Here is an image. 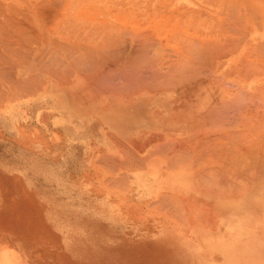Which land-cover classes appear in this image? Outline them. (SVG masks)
<instances>
[{"label":"rangeland","instance_id":"1","mask_svg":"<svg viewBox=\"0 0 264 264\" xmlns=\"http://www.w3.org/2000/svg\"><path fill=\"white\" fill-rule=\"evenodd\" d=\"M186 4L187 2L184 5ZM37 35L38 34H35V37L39 36ZM31 36H25V41L28 39V43H26L30 48H34V51L27 50L28 52L26 53L24 51L26 49L22 50L24 51L22 53H26V57L22 58L21 56V60L25 59L26 62H22L21 65V61H19V64L17 62L18 60L14 61V59L13 63L10 61L9 64L11 65L8 64L9 67L5 66L7 68L4 73L6 75L7 72H13V69L17 66L16 71L18 72L15 74L16 71L14 70L15 76L11 73V77H15V81L18 82L16 77L19 79L20 75L27 80L28 84H31L29 86H34L35 88V86H37L36 84H38L39 86L35 88V90H37L31 91L32 89H28L30 92H28L27 89L26 91L23 90L25 89L23 87L25 86L24 81L26 80L23 81L24 85L21 86L22 80L20 79L21 81L18 83L22 88H20V90H15L11 85L15 84L17 86L18 83H12L11 81L12 84L10 82L7 83L8 80H11L8 78L9 75H7L8 80L0 79L3 80L0 81L2 82L0 83V90L4 89L3 92L7 90L5 93L6 98L3 97L4 95L2 96V94H4L2 93L1 96L3 99L0 101V264H264V188H259L260 190H258L256 186V193L254 192L249 196L246 195L242 197L244 199L240 202L229 206L230 201H228L227 196H224L225 193L223 195L222 193L232 188L230 184L234 183L233 185H236L237 182L231 180V178H233L231 175L227 177L228 174H225L226 176H224V173L222 176L228 178L226 179L227 181L224 178V180H222L223 182H214L215 178L213 177L217 175L219 176L218 180H221L222 178L220 177L222 176L213 173V170V172L207 171V173L209 172L216 175H212L211 178L208 176L209 180L207 179L208 181L206 180L205 183V181H203L204 179L202 180L201 178H205L208 174L202 173L201 170V173L198 172L201 178L197 180L195 184L198 189L197 192H195L194 185L191 183L190 191L178 189V185H180L181 182L180 178H183L181 173L184 171L187 172V169L185 163H183L184 160H181L182 162L178 161L181 163V166L178 167L180 164L174 161L176 160L175 158L173 159V157H170L173 160L168 158L169 156H173V154L171 153L172 148L169 145V147H166V140L172 137L173 139H175L174 137L186 139L188 135L191 136L194 133H199L201 136L203 130H210L208 127H210L211 117H209L210 119L208 120V117L206 119L205 115H203L202 118L199 114L201 121L198 122L206 123L202 124L203 126L201 128H204L203 130L201 128L199 129L201 133L196 128V130L190 128V130H194L192 134L182 133L181 136L177 135L175 132H170V130L174 129L171 128V115L168 114L169 118L166 119V121H168L167 123L170 122L168 128V126H164V119L161 118V116L164 118L166 116L161 113L165 108L158 100L164 97V91H162L161 96L154 97V93L157 91L155 86V89L153 88L154 90H151V88L148 90L143 88L139 94H136L126 85L132 92L129 95V89L126 88L123 83L125 81L127 83L126 76L125 78L124 76L122 77L123 74L121 72L124 71L123 65L126 64V69H128L129 67L127 68V64L131 65V61L122 63L120 60L116 61L115 58L117 67L122 68L119 69V71L117 67H113L122 75L118 73L115 75L116 73L112 72L113 67H109L114 57L112 59L110 58L111 61L108 59L110 62L107 60L109 63L108 66H105L108 63L104 62L105 64H103V66L105 68L103 66L97 68V70L104 71L105 69L106 71L109 67L107 74L110 75L111 72L112 74L115 73V76H112L114 78L116 77V80L121 76L124 81L120 78L118 83L120 87L123 85L124 88L121 89H124V91L127 89L126 91H128V94L126 91L125 93H121L118 84L116 85L118 87H113L112 85L115 86L116 83L114 82L115 80L112 79L114 81H110L111 87L109 83L108 86L110 89L113 87L115 91L118 88L119 92H115L113 88L110 90L106 87L107 89L104 88L105 91L107 90L106 92L103 91L100 93L101 95L93 94L94 96H91V91L94 90L92 89L93 85L96 84L98 86V88L97 86H95L96 88L94 87L95 90L99 91L100 87L103 89V86L100 84L108 78L106 76L107 74H104L105 71L104 73L102 71L97 73L98 71L94 69L96 71V73H94L92 69L98 64L96 63L97 65L93 66V63L90 64L88 63L89 61L85 62L86 58L83 63V56H79L83 55V52L82 54H80L81 52H76V54L75 52L73 53L71 48L68 47L69 49L67 51L64 49L66 47L63 48V46L58 45L60 44L59 41L63 40L62 37L50 34L47 36L48 38L45 37L46 44L45 39H43L45 45L43 46L42 36L44 37V35H40L41 37L39 36L40 38H38V41L41 39L39 42L41 44L39 45L43 47H39L36 43L37 38L34 43L31 38L32 44L30 42L31 45H29ZM53 36H56L55 38L59 40L56 41L55 39V41L58 42L56 45L59 47L55 46V41H51V39L53 40L54 38ZM51 44L55 46V49L53 47V49L50 50L49 47H51ZM27 45H23L22 47L26 48L28 47ZM35 46H37V48H35ZM45 47L46 49H44ZM60 47L61 51L58 49ZM52 52H55L53 57ZM69 53H73L72 58L74 55L75 57L79 56L80 59H78L79 57H74V61H71L70 59L72 58L67 57ZM121 54L125 53H120V55ZM43 55H45V58ZM120 55L119 57H121ZM14 56L16 58L18 55H12V58ZM69 56L71 57V55ZM32 57L34 59L37 57V63L41 61V64L39 63L35 66L36 68H29V65L34 66L36 63L35 61L34 63L33 61L31 62L30 58ZM174 57L175 56L172 54V58ZM12 58L9 60H12ZM130 58L131 60L133 59L132 56ZM28 60L30 61L28 62ZM42 60L43 62L45 60H51L48 62L52 64L54 62L55 66H53L55 68L57 66L59 67L60 64H55L56 61L58 63L62 60H66L67 62L69 60L68 64H72V62L73 64H78L80 62V65H83H81L83 69L80 68V65H73L74 69L76 68L75 66H79L81 70L76 68L79 71L76 70L74 72L75 76L72 72L74 76H72V78L70 68L65 65L66 63L64 64V62H62L63 64L61 63V65H64L62 69L64 70L65 66H67L70 71L69 73L67 69V72H64L60 68V71L64 72L66 78L68 77V81H66L63 73L60 75L56 74V76L58 75V77H56L53 76L51 71H48L50 70L49 66H52L51 63L50 65L48 64L49 68L47 67V70L44 69L46 67L43 68ZM78 60L80 61L78 62ZM47 63L45 62L44 65ZM204 64L205 67L207 63ZM112 65L115 64L112 63ZM27 66H29L28 69ZM40 67L43 69L40 70ZM70 67L71 69L73 68L72 66ZM85 67L87 72L84 71ZM101 67L103 69H100ZM90 69L92 71L88 72ZM116 69L114 71H116ZM56 70H54V72ZM82 70L87 74L89 73L87 77L84 76V72H80ZM190 70L191 69L188 68L185 69L186 72H191ZM108 71L111 72L108 73ZM100 73L106 77L104 80L102 79L103 75L99 78L101 75ZM124 73V75H126L127 71H124ZM208 73V71H203L202 74H197L200 78H205L206 76L204 75H208ZM232 73H234L233 76L235 79L231 80L237 83L242 81L241 86H245L244 80H242V78L240 79L237 75L238 70L235 69ZM59 76H62L64 80ZM261 76L264 78V75ZM117 77L119 78L117 79ZM46 78H49V80L45 81ZM95 78H99L97 81L98 84L93 82L96 81ZM218 78H220V75H218ZM82 79L84 83H82ZM5 80L7 81L4 82ZM79 81L82 85H85L82 86ZM87 81L89 83H87ZM111 82L114 83L111 84ZM6 84H8V86H5ZM249 85L251 86L253 83ZM29 86H27V88H29ZM87 86L90 88H86ZM104 86H106V84ZM7 87H9L11 91H9ZM227 88H231L229 90H233V92H238L239 89V87L236 88L235 85H223L217 88V92H220V89L225 90ZM13 90L16 91L15 94ZM21 90H23V92L25 91L23 94L24 96H21L23 93H20ZM86 92H88L89 95ZM143 93H145V95H143ZM13 94L15 96L17 95V98H12L11 96H13ZM176 96L178 95L173 93V97L177 99L179 106L189 107L194 103L193 100L188 101L182 96H179L180 98ZM152 101L157 106H154V109L150 110L149 105ZM180 103L182 104L180 105ZM181 112H183L182 116L188 114L187 108L185 110L187 114L185 115L183 108L175 112L172 111L171 113L180 115ZM182 125L183 123L180 124L178 128H181ZM205 125H208V127L206 128ZM197 126L199 127V125ZM209 130L207 132H209ZM216 132L220 133V131L217 130ZM197 137L199 138V136ZM138 138L143 139L136 142ZM147 140L149 141L148 144ZM155 143H157V145L159 144L161 148L165 144L164 147L166 151L161 148L158 149ZM161 143L164 144L162 145ZM160 144L162 146H160ZM122 147H125V153H127L128 148V151H137L136 155L133 153L132 156L136 158L135 160L138 159L135 162L138 163V165L142 163L143 158L141 157L144 155L147 156L146 154H148V158L143 160L145 163L143 166H145V168L142 167L143 163L139 165V167L141 166L142 168L137 166L135 168V163H133L134 167L132 168V165H130L131 163L128 162L129 160L126 157L127 154L125 155V153L122 152L124 151ZM154 148H157L156 151L161 152V154L156 153ZM152 150H154L156 154L154 151L152 152L154 154H151L150 151ZM131 152L129 153L131 154ZM138 153L139 156L141 154V157L138 156ZM149 153L151 155H149ZM163 154L166 156H168L167 154L170 155L168 157L164 155L163 157ZM113 155H115V157ZM118 157H125L128 161L123 163ZM165 157L177 163L178 165L176 164L175 166L177 168L173 169L170 164L174 162H167L168 160ZM132 159L134 160V158ZM132 159H130V162ZM125 163L127 168H125ZM168 163L171 168L163 167V164L165 166ZM257 165L258 166H254L253 164L251 167H256L257 169V167L260 166L259 164ZM128 168L130 169L128 170ZM124 170L125 173L127 172L126 175L128 177L124 176ZM253 170H255V168H253ZM197 171H199V169ZM128 174H131L133 177ZM191 174L189 173L187 175L191 176ZM201 174H203L204 177ZM123 176L125 177L124 180L122 179ZM229 179L232 181L230 184H228ZM242 179L240 180L243 181ZM177 180L180 182L175 185L174 183L177 182ZM220 182L224 185L227 183V187L229 188L227 189L226 187V190H224V186L223 188L220 187ZM200 183L206 186L209 185L211 190L208 186L209 190H205L204 187L203 189L199 188L202 185ZM254 183L258 185L259 181H254ZM213 184H215V187L219 186L216 189L222 188L223 191L221 190L220 193L217 190L213 191L212 189L214 186L211 188ZM262 186L264 187V184H262ZM168 193L170 195L169 197L173 194V197L179 194L178 196L180 197L178 198L184 200L185 197L187 201H184V203L188 204L187 207L190 210L188 211L190 214L184 216L185 213L188 214V212L185 210V204L184 209L181 210V207H183L182 204V206L178 208L186 212H182L183 214L179 212V215H183L182 218L177 216V213L176 216L179 217L178 219L183 220L184 217L188 219L197 210V215L208 221L209 217L206 218L210 214L208 213V209L205 211V209L202 208V211H205L202 214L206 216L201 215L200 212V207L203 204L205 208H210L212 214H215V220L210 219V223H208L209 221L205 222V219L204 221L198 217L199 219L197 218L198 221H196L194 220L196 213L190 218L192 220L188 219L190 220L188 221L186 219L187 224L185 221L181 220L179 222L176 218L175 220L172 219L176 212L169 213L167 209L170 210L172 208L171 206H173L174 210L176 208L177 211L179 203L178 205H176L177 203L175 205L171 203V208L166 207V205L164 208L161 203L165 204V200L167 199L168 202L169 198L165 196L166 199L163 198L165 202H162V195L164 197V195ZM170 193H172V195ZM174 200L172 201L174 202ZM217 201L226 203L218 207ZM170 202L171 201H169V204ZM177 202H180V200ZM190 203H193V205H190ZM198 204L201 205L199 206ZM155 206H157L159 210H157ZM162 207L165 209L164 211ZM160 208L162 211H160ZM172 210L173 209H171V211ZM159 211L162 213L166 211L167 213L165 212V215L164 213H159ZM245 216H248L249 220H247L248 218L244 219L246 218ZM221 219H223V222L219 223ZM212 220L217 222L214 224ZM211 222L214 226L210 225ZM239 222H241V224ZM242 227L245 228L243 229L244 232L241 229ZM245 232H247V235ZM244 237L248 240H244ZM230 243L232 244V248L230 247ZM213 245L215 246L213 247ZM226 245L229 248L225 247ZM215 247L219 249H215ZM236 251L239 252L233 254V252ZM230 255L234 256V258Z\"/></svg>","mask_w":264,"mask_h":264},{"label":"bare ground","instance_id":"2","mask_svg":"<svg viewBox=\"0 0 264 264\" xmlns=\"http://www.w3.org/2000/svg\"><path fill=\"white\" fill-rule=\"evenodd\" d=\"M186 2L187 4L184 5ZM35 34H38L39 36L44 35V37L42 36V42L43 39H45V37H47L50 34L62 37L63 40L61 39L62 41H59L55 38L56 36H53L54 38L52 37L53 40L51 39V41L54 42L56 39V41H59L60 44H58V42L55 41L56 42V43L54 42L55 46H57L56 44H58L60 46H63V48L66 47L64 49H66L67 51L69 48H71L73 53L81 52L80 54H82L83 52L84 53L83 55H79V56H83L82 62L86 58L85 62L89 61L88 63L90 64L93 63V66L98 64L97 66H95L96 68L92 67L94 73H96L95 70H97L98 67L103 66V64H105L104 62L108 63L109 61L108 59L110 58L112 59L113 57L114 59H112V61L110 59V61L115 65L117 64L116 62L117 60H120V62L122 63L131 61V65L127 64L128 65L127 68L129 67L128 69H126V64L123 65L124 71L125 72L127 71L126 75H124L125 74L124 71L121 72L123 75L119 73L120 71L119 69H121L122 67L119 68L117 67V65L116 66L112 65V63H110L109 67L110 68H112L113 66L117 67L119 71L116 68H115L116 71H114L115 69L113 67L112 72H115L116 73V74L114 73L115 75H117L118 73L119 75H122V77L124 76V78L126 76L127 83L126 81L123 82L125 87L126 85L129 86L132 89V91H134L136 94H139L141 89L143 88L147 90L151 88V90H154L156 87L157 94L154 93V97L161 96L162 91H164V97L158 100L160 104L165 108V110L162 111L160 110L162 115H166L165 118L161 116V118L164 119V124H165L164 126H168V124L171 122L172 124L171 128H174L173 130H170V132H175L177 133V135L181 136L182 133L192 134L194 130L197 129L201 133V130L199 129L203 126L202 124H206V123H199L198 121H201L200 117L205 115L206 119L208 117V120L210 119L209 117H211L210 127H208V125H205L206 128L207 127L210 128V130L208 129L209 132H207L208 130L205 131L203 130L204 128L203 129L201 128L203 130L201 136L199 133L197 134L194 133L191 136L188 135V137L186 138L187 140L181 137L180 138L174 137L175 139H173L172 137L169 140H166L165 143L167 144L166 147L170 146L172 148L171 153L173 154V156H169L170 154H167L169 156L168 157L165 154H163V157L164 155L168 158L173 157V159L174 158L176 159L174 160L175 162L178 161L182 162L181 160H184L183 163H185L187 169V172L184 171L181 173L183 178L176 176L177 178L181 179V182L177 180V182L174 183L176 185L178 182H180V185H178V189L183 191H190L191 184H193L195 188V192H197L198 189L195 184L196 181L200 180L201 178L200 177L201 170L202 173H206V175L208 174L207 176L205 175L207 178L206 177L201 178L202 180L204 179L203 181H205V183L206 180L209 178L208 176H210V178L212 177V175L215 176L216 174L222 176L223 173L224 176L228 174L227 177L231 175V177H233V178L230 177L231 180L237 182V184L235 183L236 185H233L234 183L230 184L232 183V181L229 179L228 184L232 186V188L230 189L229 187H227L228 186L227 183L225 185L223 183L221 184V182H223L222 180H224L225 178L224 176L220 177L222 178L221 180H218L219 176L217 175L213 177L215 178L214 182L221 181L219 184L220 187L222 188L224 186L223 188L224 190H226L225 189L226 187L227 189L229 188L227 191L222 193V195L224 193L228 194V195L224 194V196H227L228 201H230L229 206L230 205L232 206L235 203L240 202L241 200L244 199L242 197L246 195L247 196L252 195L256 191L255 190L256 186H257L256 189L258 190H260L259 188H264L262 186V184H264V78L263 76H261L264 75V0H0V67H1L0 79H7V75H9L10 77L8 76V78L11 80L7 79L8 81L5 80L4 82L7 81L8 83L11 81L12 83L13 82L18 83L19 81L22 80L21 86H23L24 85L23 83L25 82V86L23 87L25 88L23 89L25 91L26 89L27 90L32 89L31 91H36L37 89L35 90V88L38 87L39 85L36 84L37 86H35V88L34 86L33 87L29 86L31 84H28L27 80L24 79V77H21L20 75H19V79L18 77H16L18 82L15 81L14 79L15 77L12 78L11 76L12 75L15 76L14 72L17 70L16 69L17 66L16 67L14 66L15 69H13V72L12 71L9 72L10 74L7 72L5 75L4 72L6 71V68L9 67L8 64L10 63V61H12L13 63L14 61L18 60L17 62L19 63V61H21V65H22V62H26L25 59L21 60L23 57H26L25 54L28 51H34V48H30L27 45L28 39H26L25 41L26 38L25 36L28 35L33 36L30 37L29 45L32 44L31 42L32 40L34 43L36 41L35 39L37 38L36 43L38 44V46L39 47L45 46L44 42H43V46L39 45L41 44L39 43L41 39H39L40 41H38V38H40L41 36L39 37L37 35L38 37H35ZM45 44H46V39H45ZM23 45L25 46L27 45L29 49L28 47L26 48L22 47ZM55 46L51 44V47H49L50 50L53 49V47L55 49ZM35 48H37V46H35ZM126 48L128 49V51ZM44 49H46V47ZM58 49L61 51V47ZM22 50H24L26 53H22L24 52ZM54 53L52 52V57ZM73 53L71 54L69 53L71 57L69 55L68 56L66 54L65 55L69 58H72ZM120 53H125V54L120 55ZM118 54L121 57H119ZM172 54L175 56L174 58H172ZM12 55H18V56H16V58L15 56L12 58ZM131 56L133 57L132 60L130 58ZM37 57L35 59L33 57L30 58L31 62L32 61L33 63L34 61L36 62ZM43 57L45 58V55H43ZM74 57L75 56L73 55V58L70 60L72 61ZM11 58L12 60H9ZM78 59H80V57ZM29 61L30 60H28V62ZM48 61L51 60H47V61L45 60L44 62L42 60V64H43L42 66L43 68L46 67L44 68L46 70L48 64L50 65L51 63V62L49 63ZM79 61L80 60H78V62ZM113 61H115L116 63ZM40 62L38 63L36 62L37 64L35 63L34 66L28 64L30 67L27 66V69L28 67L36 68L35 66H37ZM45 62L48 63L44 65ZM62 62H64V64L66 63L65 65H67L70 68L71 74L72 72L74 74L76 70L77 71L81 70L79 69V66H75L79 70L76 68L74 69L73 66V65H80V62L78 64L76 63L73 64V62L72 64L70 63L68 64L69 60L68 62L66 60L65 61L62 60L59 61L58 63L56 61L55 64L58 65L60 63L59 67L58 66H57L58 68L56 67L57 70L54 67L55 65L53 62V64L51 63L52 66H49L50 70L48 71H51L53 76H56V74L60 75L61 73L64 74V72H67L68 67L65 66V68L66 67L67 68L66 69L64 68L63 70L62 67H64V65L63 66L61 65ZM204 63H207L205 67H204L205 65ZM108 65L109 63L105 66ZM70 66L73 67L72 69L74 71L71 69ZM82 66L80 68H82ZM109 67L108 69H106V71L104 69L105 73L103 70H99V69L97 70L98 71L97 73L102 71L106 75L107 70H109ZM186 67L188 69H191L190 70L191 72L189 71L186 72L187 71V70L185 71V69H187ZM2 68L5 70H3ZM43 68H41L40 70H42ZM60 68L64 72H61ZM100 69L103 68L101 67ZM235 69L238 70L237 73L238 77L244 80L245 86L243 85L241 86L242 81L237 83L234 82V80H231V79H235V77L233 76L234 73H232V71H234ZM54 70H56L57 72L56 71L54 72ZM92 70L90 69L88 72H91ZM70 71L68 69L69 73ZM84 71L87 72L86 67ZM84 71L82 70L80 72H84ZM203 71H208L209 73L208 75H204L206 76L205 78L201 77L202 78L201 79L198 74H202ZM17 72L18 71H16L15 74ZM86 72H84L85 75L84 74L83 75L87 77L89 73L87 74ZM110 72L108 71V73ZM112 72L110 73V75L108 74L106 75L108 77L107 79H105L107 83L106 81H103V83L100 84V81L102 79L104 80V78L106 77L101 73H100L101 75L99 74L100 76L98 75L99 78H101V76L103 75L102 76L103 78L99 81V84L103 86V89L100 87L99 91L101 89L102 90L99 92L98 90H95L96 88L95 86L97 85L96 84L93 85L92 89H94L95 91L90 90L92 92L91 96L93 94L99 95L103 91L106 92L107 90L105 91L104 88L108 87V89H110L111 87L110 81H114V80L116 84L115 86L114 85L112 86L116 88L118 87L116 86L118 84L119 85L118 88L119 90H121V93H125L127 89L124 91V89H121L124 88L123 85H121L120 87V84L118 83L119 79L122 77L121 76L120 78L117 77V79L118 78L119 79L116 80L115 79L116 77L115 78L113 77L115 75L112 74ZM73 74L71 75V77L73 76ZM58 75L56 77H58ZM218 75H220V78H218ZM98 79H96V81H93L94 80L93 79L92 81L97 83ZM42 80L43 79L41 78V81ZM46 80H49V78L48 79L46 78L45 81ZM65 80L68 81V77ZM122 81H124L123 78ZM114 82H111V84H113ZM19 83L17 84V86L15 84L12 85L10 84V85L15 90L16 89L20 90V88L22 87L20 86ZM82 83H84L83 79H82ZM87 83L89 82L87 81ZM108 83L110 87L108 86ZM251 83H253V85L250 86L249 84ZM105 84L106 86H104ZM133 85L134 86L137 85V86L134 87ZM223 85H233V86L235 85L236 88L239 87L238 92H233V90H229L231 88H227L225 90L220 89V92H217L218 90L217 88ZM5 86H8V84H6ZM27 86H29V88H27ZM9 87L7 88L9 89V91H11ZM88 87L89 86H87L86 88ZM118 88L116 89V91L114 88L113 89L115 92H119ZM3 90H0V101L1 99H3V97L6 98L5 93L7 90L5 92H3ZM23 90H21L20 93H22ZM29 90L28 92H30ZM25 91L22 93L21 96H24L23 94L25 93ZM96 91H98L99 93ZM128 91H126V93L128 92L130 95V93L132 92L130 89ZM15 92L16 91H14L13 93L15 94ZM86 93L89 95L88 92ZM145 93H143V95H145ZM173 93H176L178 95L176 97L178 98H180L179 96H182L184 97V99L188 101L193 100L194 102L193 105L189 107L179 106L177 99L173 97ZM1 94L2 96L3 95L4 96L2 97ZM14 94L11 97L17 98V95L15 96ZM108 98L110 99L109 96ZM182 103H180V105ZM154 106L157 105L153 103V101L150 102L149 109L153 110ZM181 108H183L184 112L187 108L188 114L185 112L184 115L185 114L187 115L182 116L183 112H181L180 115L177 114L178 112L176 114L171 113L172 111L175 112L177 110H180ZM168 114L171 115V121L169 123H167L168 121H166V119L169 118ZM182 123H183L182 127L178 128V126ZM197 125H199V127ZM190 128H193L194 130H190ZM216 130L220 131V133L216 132ZM197 136H199V138ZM141 139L138 138L136 142ZM148 142L149 141L147 140V144ZM157 143L155 144L157 145ZM161 144L163 145L164 143ZM161 144L160 146H162ZM165 144L162 146V148L159 147V144L155 146L158 147V149L161 148L162 150L166 151L164 147ZM124 148H123L124 151L122 152L125 153L126 149ZM156 149L154 148L155 151ZM128 150L129 148L127 149V153H125V155L127 154L126 157L129 161L125 159V157L123 158L118 157V158H120V160L123 163L125 161H128L129 163H131L130 165H132L133 168L134 167L133 163H135L138 159L135 160L136 158L133 157L132 154L134 153L136 155L137 151L134 152L135 150H132L131 152ZM154 150L150 151V153L154 154L155 153ZM153 151L154 153H152ZM129 152H131V154ZM150 153L149 155H151ZM156 153L161 154V152H157V151ZM146 155L147 156L144 155L141 157V154L139 156L138 153V156L143 158V160H146L148 158V154ZM113 156L115 157V155ZM130 157L134 158L135 161ZM168 158L166 159L168 160ZM130 159H132L133 161L131 160L130 162ZM143 160H142L143 164L142 163L140 164H142V167L145 168V166H143L145 165ZM171 160H168L167 162L169 163L174 162ZM175 162L170 164L171 167H173V169L177 168L175 167L177 164ZM169 163L166 164L167 166L166 165L164 166L163 164V167L171 168ZM178 164H180L178 166L180 167L181 163L178 162ZM253 164L254 166H258L257 164L260 165L259 167H257L258 170L256 169V167H253L255 168V170H253V168L251 167L253 166ZM124 165L125 168H127L126 163ZM139 165L138 163H135V168L136 166L139 167ZM142 167L140 166L139 168ZM130 168H128V170ZM198 169L199 171H197ZM207 171H211L216 174L209 172L207 173ZM123 173H125V170ZM126 173L124 176L128 177ZM189 173L191 174V176L187 175ZM128 175L132 176L131 174ZM201 175L204 177L203 174ZM124 176L122 178L123 180L125 179ZM239 178L240 179L243 178L242 180L244 182L241 181ZM226 179L228 178H225V180ZM254 181H259L258 185H256ZM203 185L204 184L201 185L202 187L200 185H199L200 187L199 186L198 187L201 189H203L204 187L205 190H207L208 187L210 189L209 185H207L208 187L206 185L204 186ZM214 185L215 184H213L211 188ZM218 187L219 186L217 187L214 186L212 190L213 191L217 190L220 193L222 188L216 189ZM170 194L172 195V193ZM178 195H175V197H173L174 194L171 197H169L170 196L169 193L164 195V197L162 195V200H161L162 202L166 199L167 196H168L167 198H169L168 200L171 202L169 204V201L167 202L166 199L165 200L166 202L164 201L165 204L161 203V205L164 206V208L165 205L166 207L169 208L171 203H173L174 205L176 203H177L176 205H178L179 203V205L177 206L178 210H180V208L178 207L179 206L181 207L183 204L181 210H183L184 206L186 205L185 210L187 212L190 211L187 207L188 204L184 203V201L187 202L185 200V197L184 200H182L181 198H178L180 197ZM172 200H174L175 203ZM178 200H180V202H177ZM216 203H218V207H220L221 205H224L226 202L221 203V201H217ZM191 204L193 205V203H190V205ZM198 205L200 206L201 204ZM202 205L200 207L201 215L206 216L205 214H202L206 211V209H208V213L211 214V215L209 214L211 217L213 215V217L211 218L206 212V214L208 215L206 218L209 217L208 218L209 222L205 218L204 219L206 221L202 219L200 216H198L197 215L198 212H196L197 210L195 211L196 213L195 216H194L195 213L191 212L194 214L191 215L190 218L194 216V220L198 221L199 219L198 217H200L202 220L208 223H210V219L215 220L214 217L216 218V216L215 214H212L210 208L207 207L205 208L204 205L203 206ZM171 207L170 208L173 209L172 211L171 209L170 210L167 209L168 211L167 210L166 211L169 213L176 212L175 216L173 215V218L171 214V218L174 220L175 218L176 219L179 218L177 216H180L182 218L183 217L182 214L186 212V211L183 212L181 210L176 211V208L174 210V207L173 206ZM155 208L159 210L157 206H155ZM164 208L162 207L163 211L165 210ZM202 208L205 209L204 212L202 211ZM162 210L160 208V211ZM160 211L159 213H162ZM165 212L163 213L166 215L167 212L166 213ZM179 212L180 213L183 212V213L179 215ZM189 214L190 212H188V214L185 213L184 216H187ZM245 217L246 218L244 219L248 218L247 220H249L248 216ZM184 219L183 220L178 219V221L180 222L182 220L185 221L187 224V220H188L187 217L186 218L184 217ZM213 220L212 222H214L215 224L217 221L215 222ZM222 220L223 219H221L219 223H222L223 222ZM212 222L210 225L214 226L212 225ZM241 222L239 223L241 224ZM241 229L243 231V229L245 228L242 227ZM246 233L247 232H245V234ZM246 237H244V240H248L246 239ZM214 246L215 245H213V247ZM225 247L229 248L227 245ZM230 247L232 248V244ZM216 248L219 249L218 247H215V249ZM238 252L239 251L233 252V254ZM231 257L234 258V256ZM235 257L238 258L237 256Z\"/></svg>","mask_w":264,"mask_h":264}]
</instances>
